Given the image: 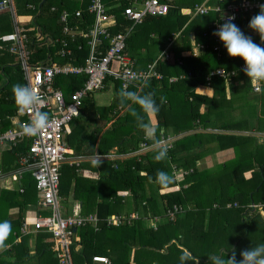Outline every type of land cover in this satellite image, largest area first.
<instances>
[{"label":"trees","instance_id":"trees-1","mask_svg":"<svg viewBox=\"0 0 264 264\" xmlns=\"http://www.w3.org/2000/svg\"><path fill=\"white\" fill-rule=\"evenodd\" d=\"M202 1L188 0L187 5H181V0L170 1L164 16H145L141 22L135 23L122 14L129 4L122 2L114 7L113 0H101L104 8L107 6L106 16L113 15L115 18V25L107 31L110 36L125 34L123 53L131 60L137 59L139 62L144 55L141 54L142 50L146 53L157 47V51L161 52L170 44V61H164L165 57H146L143 58L144 67L137 68L136 63L134 66L136 70H145L154 63V71L160 77H150L141 88L129 85L126 89L139 94L155 91L160 110L147 119L153 116L156 120L153 125L157 129L169 127V116L176 117V131L193 127L196 120L204 123L208 118L202 121L199 112L201 107L216 113L220 108L227 107L232 109V113L243 117L248 115V112L239 111L238 108L246 106L243 99L252 91L253 82L240 69L244 65L243 60L229 56L222 42L212 39L211 23L218 21L219 14L214 11L193 17L181 14L182 6L191 8L194 13L195 7ZM238 1L211 0L209 6L225 8ZM13 2L16 18H33L23 24L30 63L44 60L48 52H58L63 48V41L71 48L72 54L59 57V64L84 66L90 53V30L94 23L93 14L88 11L91 0ZM53 6L56 8L51 10ZM62 10L69 12L64 22L59 21ZM76 11H80L79 16H75ZM258 11L247 13L234 23L254 42L260 43L259 34L248 27L250 18ZM64 27L79 31L80 35L70 41L69 35L63 33ZM12 31L11 14L8 11L1 12L0 36ZM37 32L42 36L49 35L47 37L54 41L53 48L37 45ZM190 33H194L197 44L204 45V52L199 57L190 54ZM170 40L173 42L170 43ZM215 44L219 46V55L212 50ZM4 47V50L0 49V132L13 127L9 118L19 108L14 102L12 88L16 83L23 84L15 56L7 51L8 45ZM108 48L109 39L99 34L95 41V54L104 55ZM217 68H224L226 72L235 71V75L226 78L210 76ZM86 79L84 74L58 75L54 79V88L60 90L68 101ZM106 82L110 84L106 85ZM258 82L260 93H256L255 98L264 104V80ZM104 84L100 91L83 98L78 117L69 123L71 129L66 136L68 146L79 157L92 156L95 152L104 155L113 148L118 153H126L136 150L142 143L149 149L115 162L103 160L99 164L85 162L79 165L80 169L98 172L97 180L80 176L74 166L63 165L60 169L59 196L64 213L69 215L75 212V207H71L74 201L79 204L77 212L80 215L95 213L98 218L96 227L86 224L73 232L78 237L77 242L71 243L73 264H92L94 255L107 257L110 264H129L131 251L133 264H181L182 255L195 257L194 260L186 261V264H211L207 257L210 254L230 256L235 251L239 259L240 250L264 242L263 220L252 208L264 206V145H252L255 140L249 136H218L219 149H233L234 158L222 163L217 170H202L194 164L198 156L178 157L180 153H189L194 147L200 146L201 136L195 134L176 140L173 147L167 150V157L156 160L154 156L160 147L154 148L155 140L146 137L135 124L131 107L139 110L138 106L120 104L118 93L122 87L119 80L107 77ZM108 85L114 91L113 100L107 106H96L93 96L107 91ZM200 86L210 87L212 96L197 93ZM234 99L242 103L234 102ZM238 123L233 124L232 129L238 128ZM221 127L219 125L218 128ZM226 127L231 128L230 125ZM257 129L264 130V121H258ZM157 138L160 139L159 133ZM29 145L30 140L25 139L21 143L0 147V171L15 172L19 168L18 158L26 153ZM157 171L168 173L171 179L174 173L178 175L180 172L179 177L191 185L186 189H178L171 179L166 184L161 183L157 179ZM15 177L19 178L17 189L0 190V221L7 220L12 226L8 235L12 238L8 239L7 236L4 241V245L10 243V246L0 254V264H16L30 259L29 236L21 235L19 230L24 222L26 208L36 205L39 196L30 172L16 173ZM173 206L180 210L173 219H169L166 212ZM15 209L16 215H10V211ZM131 212H137L138 218L130 223L106 225L105 219L110 215L129 217ZM151 224H155V227ZM16 238L19 241L13 243ZM76 245L80 246L78 252H75ZM53 247L51 234L37 232L35 257L40 264H58Z\"/></svg>","mask_w":264,"mask_h":264},{"label":"built area","instance_id":"built-area-1","mask_svg":"<svg viewBox=\"0 0 264 264\" xmlns=\"http://www.w3.org/2000/svg\"><path fill=\"white\" fill-rule=\"evenodd\" d=\"M264 0H239L236 3L228 4L225 8L219 6L199 5L195 7L194 15H205L210 11L219 14L218 21L211 23L212 39L218 42L219 38L213 33L218 26L224 23L228 15H234L236 21L243 18L245 14L259 10V5ZM13 0H0V13L8 11L13 18V31L0 36V49L4 50L8 45V52L17 57V64L20 67L23 84L30 87L38 96L41 97L42 103L36 107L39 110L47 111L50 114V124L48 128L41 131L39 135H27L23 131V127L32 119L34 112L29 108L24 111L19 109L15 115L9 118L12 128L0 132V147L5 144L21 143L23 140H30V145L24 155L18 158L19 168L15 172H11V176L16 173L30 172L34 179L36 191L38 193L37 215L29 224L23 222L20 233L26 235L29 229L34 232H46L52 235L54 239L53 251L58 264H73L71 257V238L74 235V229L83 227L86 224H92L96 227L98 218L95 214L86 216L80 215L78 212L66 215L63 214L60 205L59 185H60V168L65 162H73V158L69 156L68 145L65 140L66 131L69 123L77 118L82 105V100L90 93L100 91L104 86V80L112 77L119 80L122 89L126 90L129 85H136L138 88L144 84L150 77L159 78V74L154 71V63L147 66L145 70H136L135 62L123 53L125 47V34L118 33L110 36L109 33L101 26L106 18L105 8L101 0H91L88 11L94 16V23L91 29L90 53L83 67H70L54 63L50 58L47 60L29 62V52L27 51L28 39L23 32L19 19L14 15ZM166 0H145L140 8H133L130 5L123 10V15L135 23L141 22L145 16H164L168 10ZM80 11L75 12V16H79ZM62 16V22L65 21ZM233 21V22H234ZM63 33L72 35L73 30L64 27ZM104 34L109 39V48L104 55H96L94 52L95 41L97 36ZM35 42L43 40V36L37 32ZM63 48L59 53L62 57L70 56L71 51L68 50L67 43L61 41ZM219 55V46L215 44L212 48ZM244 65L240 67L243 70ZM84 74L87 76L82 87L70 95L67 101L63 93L54 88V79L62 74ZM216 75L220 78L234 76L235 71L226 72L224 68H217L210 73V76ZM140 82V84L138 83ZM252 91L260 92L259 82L252 79ZM154 147L171 148V143L166 138H161L159 144ZM149 149L144 143L139 145L135 151L128 155L136 156ZM124 154L106 153L104 155H95V159L116 160L124 158ZM175 177L177 173H174ZM180 172H178L179 176ZM1 175V174H0ZM3 177V175H2ZM22 192V190H19ZM180 208L173 206L167 210L169 219H173ZM49 211L46 215L42 212ZM138 218L137 214H130L129 217L124 215H111L105 219L108 226H120L130 223L131 220ZM167 218V216H166ZM155 227V224H151ZM92 264H110L105 256L94 255L91 258Z\"/></svg>","mask_w":264,"mask_h":264},{"label":"crops","instance_id":"crops-1","mask_svg":"<svg viewBox=\"0 0 264 264\" xmlns=\"http://www.w3.org/2000/svg\"><path fill=\"white\" fill-rule=\"evenodd\" d=\"M74 1L81 2V0H74ZM144 1L145 0H113V5L115 7V6L121 5V3L124 2V3L129 4L133 8H140ZM166 1L168 3V6L170 7V1L172 2V1H175V0H166ZM210 1L211 0H203L202 2H200L199 5H207V6H209V2ZM181 3H182L181 5L189 4L188 0H181ZM55 8L56 7L53 6L51 8V10H54ZM106 8H107V6H106ZM180 11H181V14H183V15H190L191 17L194 16L193 11L189 7L182 6ZM67 13H69L67 10H62L60 12V16H59L60 20L59 21H62L61 19H62L63 15H66L65 16V19H66ZM18 19H19V22H20L21 26H23V24L29 23L33 18L20 17ZM114 25H115V18H114L113 15H107L106 18L103 20V22L101 24L103 29L106 30V31H107V29L113 27ZM73 33L74 34L69 35L70 41H73L76 36L80 35L79 31H74L73 30ZM90 35H91V30H90ZM47 36H49V35H45V36L43 35V37H45V38H43L42 41L37 42V43L35 42V43L37 45H44L46 49L53 48L52 43H54V41L50 37H47ZM169 42L171 43L173 41L170 40ZM169 47H170V44L166 45L161 52L157 51V47L156 48H151L150 51L146 52V53H144V50H142L141 54H144V55L140 57L141 60L139 62H137V59H132V60L136 63L137 68L144 67L143 65H144L145 62L143 61L144 60L143 58H146V57H149V58H151V57L156 58L157 57L159 59L165 57L164 61H166V62L170 61L172 55L170 56V54H169V51H168ZM61 50L62 49H59L58 52L55 50V52H53L52 54L48 52L46 54L44 60H47V58H50L54 63H61L59 59L60 58H64V57H62L59 54L61 52ZM68 50L71 51V48L69 46H68ZM203 52H204V45L203 44H197L195 42L194 33H190V54H191V56L199 57V56H201L203 54ZM164 53H165V55H164ZM71 54H72V51H71ZM15 61L17 62V57L16 56H15ZM261 82H262V80H261ZM105 84L107 85V84H110V83L106 82ZM105 92H108L109 95L106 94ZM196 92L197 93H202V94L208 95V96H212V94H213V90L210 87H204V86H200L199 88H197ZM248 95H252V96H255V97L257 96V94L255 92H252V91L249 92L247 94V96ZM113 96H114V91H113L111 85H108V90L107 91H103V92H100L98 94H95L93 96L92 100L95 102L96 106H107L113 100ZM95 97H96V100H95ZM248 103H252V102H246V106L245 107H248ZM257 106L259 108L256 107L254 109L255 111H252V112H250V110H247V112H248L247 113L244 110L248 114V115L244 114L245 115L244 117L241 116L240 114L232 113V109H228L227 107L220 108L217 113H216V111L215 112L206 111L205 107H201L199 112L202 115V121H203V118H208V119L205 120L206 122L203 123L200 120H196L193 127L185 129V130H181V131L180 130L179 131L175 130L176 127H175L174 124H175V121H176V117L169 116V122L171 124L169 125L168 128L164 129L162 127L163 128V133L159 134L160 135L159 141L161 140V138H165V139L167 138L168 141L171 143V147H173V144L178 139H181V138H184V137H191V136H193L195 134L198 135V136H201V144H200V146L198 148L194 147V150L189 152V153H186V152L180 153L178 157L183 159L184 157L189 156V155L190 156H192V155L193 156H198L199 159H195L194 160L195 161L194 164L196 163L197 167L200 166L202 170L216 169L222 163L232 160L234 158V154H235L234 150L231 149V148L230 149H225V150H222V151L219 149V145H218V142H217L218 136H227V137L228 136H249L251 138H254V140H255L252 145H254V144L256 146H260V144L264 145V130L263 129L262 130L257 129L258 121L259 122L261 120L264 121V111H263L264 104H262V102H259ZM126 108H127V106L123 110H121V113H123ZM242 109H243V106H242ZM205 115H207V116H205ZM209 118H210L211 122L207 123V121H210ZM150 121L154 124V122L156 120H155V118L153 116H151L150 117ZM241 122H243V123L241 124ZM236 123L239 124L237 126L238 128L232 129L233 128L232 125L236 124ZM217 124L222 126V127L221 128H216L215 125H217ZM229 125H230L231 128H227L226 127V126H229ZM70 129L71 128L68 125L67 131H66V136H67V134H69ZM66 136H65V140H66ZM67 145H68V143H67ZM68 148H69V152H71L69 154V156L71 158H73L74 161L71 162V163L70 162H65L63 165L74 166V167L77 168L76 172L80 176H83L84 178H89L91 180H97L98 177H99L98 172H95V171L90 170L88 168L80 169L79 165L81 163H85V162L95 163L94 161H97V160L103 161L105 159H100V158L95 159L94 158L95 155H100V154H97L96 152L92 156H86V157L75 156V153H74L73 149L71 147H69V146H68ZM133 151H135V150H133ZM133 151H128L126 153H118L117 149L113 148L108 153L124 154L125 155L124 158H121V159H125V158H128V157H134L132 154L126 156V154H130ZM121 159L105 160V161H107V162H115V161L121 160ZM62 166H61V168H62ZM0 174H1L0 175V190L1 189H6V188L7 189H14V188L17 189L18 188V186H19V178L18 177L11 176L9 172L8 173H4V172L0 171ZM2 175H3V177H2ZM183 180L184 179H182V177H179L178 175L175 177V175H174V176H172L171 182H174L173 184H175V187H177L178 189L179 188L186 189V188H188L191 185V183H189V182L185 183ZM182 182H184V183L182 184ZM60 202H61V198H60ZM36 205H31V206L29 205L26 208L24 222H27V223L30 224L31 222L28 221V219H26V218H30L31 216L35 217L37 215V213L39 211H37V208H36L37 206ZM71 207H73V209L75 207V212H77L78 208H79L78 202H74V201L71 202ZM61 208H62L63 214H66V213H64L63 207H61ZM189 208L190 207H188L187 209L190 210ZM252 208H254L256 212H258V214L260 215V217H261V219L263 220V223H264V206H253ZM16 212H17V210L15 209V210L10 211L9 214L14 216V215H16ZM29 214H32V215H29ZM90 214H95V213H90ZM130 214H137V212H131ZM86 215H89V214H82V216H86ZM112 215H120V214H112ZM163 221H165V220L163 219ZM26 235L29 236L28 248H29L30 258L31 257H35V251H36L35 246H36L37 232H34L33 229L30 228L29 229V233H27ZM10 237L11 236H8V239H10ZM71 239H72L71 242H77L78 237L74 234ZM18 241H19V238H16L13 241V243H16ZM9 246H10V243H7V244H5L4 247H0V254L3 251H5L7 248H9ZM79 250H80V246L76 245L75 252H78ZM132 255H133V251H131V254L129 256V264H133L132 263ZM35 258H36V262L35 263L36 264H40L39 259L37 257H35ZM196 263H198V261H196ZM16 264H18V263H16ZM154 264H156V263H154Z\"/></svg>","mask_w":264,"mask_h":264},{"label":"clouds","instance_id":"clouds-1","mask_svg":"<svg viewBox=\"0 0 264 264\" xmlns=\"http://www.w3.org/2000/svg\"><path fill=\"white\" fill-rule=\"evenodd\" d=\"M234 15H228L224 23L220 24L214 31V35L222 42L227 54L231 57H239L244 62L243 71L250 79L264 80V3L259 5V11L250 18L248 27L259 34L260 43L254 42L251 36L246 35L240 27L235 24ZM15 104L20 111L33 109L32 119L23 127L27 135L36 136L50 124V114L47 111L39 110L36 106L42 103L38 96L26 84L16 83L12 88ZM120 104H129L132 115L135 117L136 127L148 138H153L159 144L158 133H163V128L157 129L147 119L148 116L159 112L160 104L157 103L155 91H147L139 94L134 90L121 89L118 93ZM163 98L161 97V100ZM167 157V147H160L155 153L156 160ZM99 164L100 160L94 161ZM157 179L161 183H168L170 176L164 171H157ZM12 230L11 223L7 220L0 221V247H4V241ZM240 258L237 259L236 252L230 256L210 254L208 259L211 264H264V242L240 250ZM194 256H181V264L194 260Z\"/></svg>","mask_w":264,"mask_h":264},{"label":"rangeland","instance_id":"rangeland-1","mask_svg":"<svg viewBox=\"0 0 264 264\" xmlns=\"http://www.w3.org/2000/svg\"><path fill=\"white\" fill-rule=\"evenodd\" d=\"M15 64H17V62L15 61ZM106 94H108L109 95V93L108 92H105ZM97 96V95H96ZM249 101H248V100ZM247 99H243L244 100V102H252V103H248V107H243V109L242 108H238L239 109V111H246L247 112V110H250V112H252V111H255L254 109L257 107V108H259L257 105H258V101L256 100V98H255V96H252V95H248L247 96ZM95 100H96V97H95ZM234 102H237V103H239V104H241L242 102H240L239 100H237V99H234ZM241 109V110H240ZM215 127L216 128H218L219 127V125H215ZM262 147H264V146H262ZM25 213H26V211H25ZM43 214H46V215H49L50 214V212L49 211H46V212H42ZM29 215H32V214H29ZM33 218L34 217H30V218H26V219H28V221H30V222H32L33 221ZM159 253H161L160 251H159ZM36 262V258L35 257H31L29 260H27V261H25V262H21V263H18V264H36L35 263Z\"/></svg>","mask_w":264,"mask_h":264},{"label":"bare ground","instance_id":"bare-ground-1","mask_svg":"<svg viewBox=\"0 0 264 264\" xmlns=\"http://www.w3.org/2000/svg\"><path fill=\"white\" fill-rule=\"evenodd\" d=\"M86 155V154H85ZM92 155V154H91ZM227 210V209H226ZM230 211V210H229Z\"/></svg>","mask_w":264,"mask_h":264},{"label":"water","instance_id":"water-1","mask_svg":"<svg viewBox=\"0 0 264 264\" xmlns=\"http://www.w3.org/2000/svg\"><path fill=\"white\" fill-rule=\"evenodd\" d=\"M73 231H75V229Z\"/></svg>","mask_w":264,"mask_h":264}]
</instances>
